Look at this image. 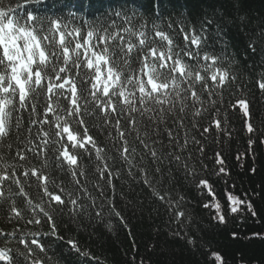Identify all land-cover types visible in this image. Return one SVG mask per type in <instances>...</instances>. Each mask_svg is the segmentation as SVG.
<instances>
[{
  "label": "trees",
  "instance_id": "1",
  "mask_svg": "<svg viewBox=\"0 0 264 264\" xmlns=\"http://www.w3.org/2000/svg\"><path fill=\"white\" fill-rule=\"evenodd\" d=\"M30 2L42 8L48 3L47 11L52 18L64 16L56 7H72L78 9L76 12H79L80 18H88L89 14L93 21L108 19L109 22L114 20L117 25L122 24L121 19L115 16L117 11H127L131 16L132 10H135L137 17H143L134 21L137 25L146 22L151 29L157 21L168 32L167 25L171 23L174 33L169 35L181 48L185 45L181 34H200L201 25L210 20V25H204L207 27V32L203 33L207 36V44L202 43L200 47L217 55L225 53L231 62L226 66L235 79L226 81L222 86L209 82L207 88L212 95L197 85L195 91L203 103L192 107V98L188 95V99L183 101L185 111L181 112V103L178 102L171 114L165 112L166 122L159 124L158 136L153 131L155 124L137 116L139 139L136 133L127 136L128 146L136 149L130 157L134 166L131 175L129 164L121 160L117 151L121 145L115 130L105 128L98 131L91 127L93 124L103 125V115L97 113L96 120L85 118L84 126L88 127L89 134L100 149L99 160L94 153L91 160L84 156L82 174L77 176L79 184L72 181L67 167L63 171L56 168L52 152L48 153L47 167L43 170L44 175L50 177L48 191L53 196L61 195L65 200L64 211L55 206V201H49L44 192L45 181L32 177L27 183L22 179L26 198L31 199L34 205L43 207L52 216V221L45 224L39 208L30 215L20 207V198L15 199V204L17 210L21 211V220H16L12 214L6 216L0 212V250L12 257V264H16L18 251H26L19 240L31 238L36 239L44 249L41 251L37 245H31L32 255L27 264H33V261L37 264H131L132 260L142 261V264H264V239L253 238V233L264 236V90L259 88L258 83L264 74V0H239L235 8V0H158L159 13L154 10V0ZM2 3L13 8L24 5L18 9L21 15L30 12L25 0H2ZM113 6L118 7L107 8ZM101 10L103 13L98 17ZM240 17L246 19L241 20ZM68 23L71 24L72 19ZM180 23L183 26L179 29ZM217 25L225 34L226 46L215 39ZM134 42L138 43L137 40ZM250 45H255V52L250 50ZM241 99L248 103V116H244L239 108L238 101ZM151 107L156 109L159 106ZM167 107L165 105V109ZM197 108L200 112L198 116L195 115ZM37 111H42V108ZM217 119L221 121L219 128L215 124ZM173 120L182 121V126L173 123ZM248 123H252L256 129L253 136L255 142L251 145L248 140L253 134L247 131ZM120 126L125 133L128 132L126 119L120 120ZM169 129L174 135L179 134L180 143L183 144L187 138L184 150H178L169 143ZM204 129L209 130L205 132ZM45 130L51 135L52 129L45 126ZM36 131L34 126L32 132ZM26 137L28 134L21 132L20 140L23 143L17 144L13 136L11 150L0 148V155H3L0 174L13 164L23 165L25 169L35 166L40 171L42 155L33 154L26 147L33 146L29 141H37V137ZM140 140L155 148L160 159L154 161ZM18 148L23 149L26 160H19L16 155ZM169 153L179 155V162ZM220 159L224 162V176L218 174ZM97 163L106 165L111 176L99 175ZM157 167L160 172L155 171ZM252 168H255V173L251 171ZM15 174L20 177V170ZM145 175L151 179V187L143 182ZM53 177L55 184L51 183ZM202 179L209 181L215 197L198 187ZM154 192L170 198L173 207H167ZM229 192L241 199H245L247 194L256 215L253 216L246 207H242L238 213H230ZM65 194H70L77 203L69 204ZM213 202L221 205L224 223L216 220ZM204 204L209 207L205 208ZM102 205V219H97L96 214L101 213ZM107 205L114 206L123 219L111 216ZM180 211L184 213L183 216L177 215ZM33 217L39 219L40 223H27ZM53 222L57 235L62 239L44 235L50 231ZM14 232L16 235H12ZM177 232L179 235H173ZM30 233L35 235L29 236ZM69 240L76 243L80 253L71 248Z\"/></svg>",
  "mask_w": 264,
  "mask_h": 264
},
{
  "label": "snow or ice",
  "instance_id": "2",
  "mask_svg": "<svg viewBox=\"0 0 264 264\" xmlns=\"http://www.w3.org/2000/svg\"><path fill=\"white\" fill-rule=\"evenodd\" d=\"M28 2L30 0H25V5ZM238 5L239 0H235L233 7ZM154 6L155 12L159 13L158 0H154ZM21 7L24 5H18L17 8L5 6L0 0V148L11 150L13 136L17 144L23 143L20 134L25 132L28 137L32 135L37 137V141H29L33 146H26L27 150L33 154H41L42 159L40 171L35 166L25 169L23 165L13 164L0 174V212L6 216L12 214L16 220L23 218L21 211L17 210L16 198L21 199L20 207L30 215L39 208L45 224L53 219L43 207L34 205L31 199L26 198L27 193L22 186V179L27 183L32 177L45 181L44 192L49 201H55V206L61 212L64 211L65 200L61 195L53 196L47 188L50 177L44 175L43 170L47 167L49 152L53 153L56 168L63 171L67 167L72 181L77 184H79L77 176L82 174L84 156L91 160L94 153L99 160L101 152L94 137L89 134L88 127L84 126L85 118L96 120L97 113L103 115L104 124H93L91 127L98 131L105 128L115 130L121 145L117 151L121 160L129 164L131 175L134 166L130 157L136 149L128 146L127 136L136 133L139 139L136 129L137 116L155 124L156 128L153 131L158 136L159 124L166 122L165 112L171 114L178 102L181 103V112L185 111L186 105L183 101L188 99L189 94L192 98V107L203 103L198 92L194 90L197 85L202 91L212 95L207 88L209 82L215 86H222L226 81L231 82L235 79V75L230 73L226 66L231 62L225 53L217 55L214 52L203 51L200 47L202 42L207 44V36L203 33L207 32L204 25L212 23L210 20L201 25L200 34L197 35H191L190 32L181 29L186 41L181 48L169 35L174 33L171 23L167 25L168 32L156 23H153L151 29L146 22L137 25L134 21L142 20L143 17H137L135 10H132L131 16L127 11L115 13L122 21L121 25H117L114 20L109 22L108 19L85 20L84 25L73 27L69 31L68 23L62 18L41 17L32 12L21 15L18 10ZM240 19L244 20L246 17ZM224 36L217 25L215 39L222 46L227 45ZM133 38L137 39L138 43H133ZM73 39L74 47H70ZM189 40L190 44L187 43ZM249 48L252 52L256 50L255 45H250ZM134 64L139 66L135 67ZM258 83L259 88L264 90V74ZM152 103L159 107L153 109ZM165 105L168 106L166 109ZM238 105L244 116H248L249 106L246 100H239ZM38 108H42V111L38 112ZM195 115H200L198 108ZM121 119L128 121L127 133L121 129ZM173 123L182 126V121L173 120ZM215 124L216 127H221L219 119L215 120ZM34 126L37 128L35 133L32 132ZM45 126L52 129L51 135L45 130ZM208 130L204 129L205 132ZM247 131L253 134L248 140L251 145L255 142L253 136L256 132L252 123H248ZM167 137L170 144H174L178 150H184L186 137L184 143H180L179 134L174 135L171 129L167 130ZM140 143L149 151L154 161L160 159L155 148L149 147L143 140H140ZM22 152L23 149L19 148L16 151L21 161L26 160ZM169 155L179 162V155L172 153ZM2 159L3 155H0V160ZM218 163L221 165L218 174L226 175L223 160L220 159ZM184 166L187 170V165ZM96 167L99 175L111 176L106 165L97 163ZM18 169L21 172L20 177L15 174ZM155 171L160 172L159 167ZM251 171L255 173L256 170L252 168ZM142 180L149 187L152 186V181L147 175L143 176ZM51 183H56L54 177ZM105 183H108V180H105ZM198 187L206 189L209 195L215 197V192L207 179L200 180ZM60 191L63 192V189ZM153 194L165 202L167 207H173L170 198L156 192ZM65 197L69 204L77 203L70 194H65ZM227 200L230 213H238L242 207H246L253 216L256 215L247 194L245 199H241L229 192ZM203 206L209 207L208 204ZM212 207L217 212L216 220L224 223L225 216L220 212L221 205L213 202ZM107 209L111 216L123 219L114 206L107 205ZM103 210L102 205L101 213L96 214L97 219H102ZM177 215L183 216L184 213L180 211ZM27 223L39 224L40 220L33 217ZM44 235L62 239L57 235L54 222L50 231ZM253 238L264 239V236L253 233ZM19 243L25 246L26 251L17 252L16 264H27L32 255L31 245H37L41 251L44 249V246L34 238L20 239ZM68 244L80 253V248L74 241L69 240ZM0 258L12 264V257L3 251H0ZM33 264L37 262L33 261ZM131 264H142V261L132 260Z\"/></svg>",
  "mask_w": 264,
  "mask_h": 264
},
{
  "label": "bare ground",
  "instance_id": "3",
  "mask_svg": "<svg viewBox=\"0 0 264 264\" xmlns=\"http://www.w3.org/2000/svg\"><path fill=\"white\" fill-rule=\"evenodd\" d=\"M157 23V21H155ZM158 24V23H157ZM179 26V29L183 26L181 23L178 25ZM178 29V30H179Z\"/></svg>",
  "mask_w": 264,
  "mask_h": 264
}]
</instances>
